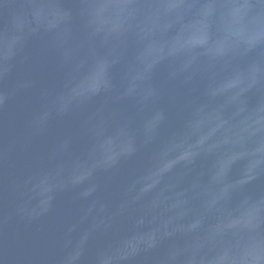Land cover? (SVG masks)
I'll return each mask as SVG.
<instances>
[{
    "label": "water",
    "instance_id": "1",
    "mask_svg": "<svg viewBox=\"0 0 264 264\" xmlns=\"http://www.w3.org/2000/svg\"><path fill=\"white\" fill-rule=\"evenodd\" d=\"M0 264H264V0H0Z\"/></svg>",
    "mask_w": 264,
    "mask_h": 264
}]
</instances>
